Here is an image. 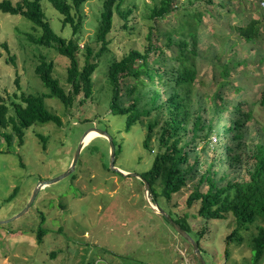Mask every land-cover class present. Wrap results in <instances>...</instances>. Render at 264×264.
Segmentation results:
<instances>
[{
    "label": "rangeland",
    "instance_id": "obj_1",
    "mask_svg": "<svg viewBox=\"0 0 264 264\" xmlns=\"http://www.w3.org/2000/svg\"><path fill=\"white\" fill-rule=\"evenodd\" d=\"M220 1H225L227 6H221ZM255 1L261 5L262 0ZM158 2L123 0L122 7H132L133 12L125 29L124 20L117 15L115 17L114 28L108 36L111 39L109 52L102 58L95 74V91L91 98L81 102L83 96L80 94L69 107L54 97L46 98L47 106L61 116V126L52 122L34 125L25 130L23 144L16 135L11 144L0 138V221H4L0 223V264H200L191 244L149 206L143 181L110 169L111 145L109 139L100 134L81 151L69 176L39 190L34 203L16 217L26 208L39 181L57 177L69 169L82 136L91 128L98 127L112 136L116 145V166L139 174L150 169L155 152L144 147L147 128L137 123L127 132L126 115L111 113V88L105 72L112 56L120 58L131 48L143 50L146 34L153 24V37L164 46L165 54L171 57L175 53V45L166 46L167 35L169 31L175 32V27L178 30L179 24L185 21L186 17L178 13H184V8L156 21L149 20L150 8ZM214 2L195 0L190 5L193 10L203 9L204 14H214L206 15L204 20L200 45L206 46L207 50L199 59L195 90L199 96H205L214 93L218 87L210 62L215 55L213 49L223 57L235 54V59L243 64L235 65L238 70L231 77L232 84L223 89L227 109L221 115L227 117L232 114L234 102L256 101L264 89V30L261 40L247 43L232 29V25L242 22L240 19L244 20L250 13L246 5L251 0ZM178 4L187 6L189 0H179ZM42 6L53 29L64 37H72L73 28L63 26L62 15L50 0H42ZM101 9L102 0H90L84 5L87 19L81 28L82 47L90 44L94 50L100 48L96 41L97 19L94 17L101 13ZM256 11H259L257 16L262 18L264 29V8ZM33 29V22L26 17L0 10V97L9 106L13 101H20L22 94L48 92L35 71L43 59L52 61L54 75L65 88L69 85L68 58L60 56L53 48L31 41L28 34ZM134 85L135 80L128 77L121 83L126 104L130 98L128 88ZM236 86L241 89L237 90ZM199 96L203 99V115L215 117V125L218 122L222 124L223 119L219 114L215 115L212 101ZM194 100L197 105V99ZM13 113L10 109V114ZM254 114L261 123L264 122L263 106L257 104ZM5 130L11 132V126ZM39 134L46 138L45 142ZM213 136L218 139L215 142L220 143L219 136L214 133ZM248 142L250 144L251 140ZM216 145L214 153H204L201 150L203 143L197 146V151H192L191 161L199 160V170L194 173L195 178L168 202L180 215L187 213L194 227L202 224L203 220L195 215L199 205L195 203L189 207L187 198L212 162L219 172L218 178L224 174L232 180L249 178L252 162L247 154L250 151L236 145L235 153L242 158L230 165L226 147ZM201 188L207 189L204 184ZM161 203L168 209L166 200ZM43 215L45 221L42 224ZM231 219L232 216L227 220L206 221L211 233L204 253L207 264H264V255L255 261L250 244H227L226 237L233 228ZM40 226L50 229L41 244L37 239ZM227 248L229 257L226 256Z\"/></svg>",
    "mask_w": 264,
    "mask_h": 264
},
{
    "label": "trees",
    "instance_id": "obj_2",
    "mask_svg": "<svg viewBox=\"0 0 264 264\" xmlns=\"http://www.w3.org/2000/svg\"><path fill=\"white\" fill-rule=\"evenodd\" d=\"M89 1L50 0L52 6L62 15L63 26L70 25L73 28V36L67 38L53 29L44 12L42 0H0L1 11L22 15L33 22L34 29L28 34L31 41L53 48L60 56L69 60L68 88L54 75V63L43 59L35 71L48 89L47 93L22 94L20 101H13L11 106L0 97V138H4L8 144L12 143L14 135L23 144L25 130L34 125L49 122L62 125L61 116L47 106L46 98L54 97L69 107L80 94L83 96L81 102L93 96L95 74L102 58L109 52L111 39L108 36L114 28L115 17L117 15L124 20L125 29L133 9L123 8V0H102L101 13L94 17V20L97 19L96 41L101 46L94 50L90 44L83 47L80 45L81 28L87 19L83 7ZM178 1L159 0L150 8L148 14L149 20L156 21L170 13H177L181 7L184 8V13H178L186 17L185 21L179 24L178 30L175 27L173 29L176 31H169L167 35V48L176 46L171 57L165 54L164 46L159 45L158 39H154L153 24L146 34L147 41L143 50L131 48L120 58L112 56L109 59L111 61L105 72L111 88L109 107L113 114L126 115L127 132L137 123L146 126L147 133L143 144L147 150L155 152V157L150 169L142 175L150 183L154 201L166 209L161 203L166 200V210L174 220L189 233H194L195 236L192 237L198 242L203 256L207 251V238L211 237L207 226L209 223L206 224V221L227 220L232 216L230 224L233 228L226 237L227 244H250L255 261H259L264 255V122L261 123L255 117L254 111L257 104L264 107V89L258 100L251 103L238 100L232 104V114L227 117L221 115L227 109L223 89L232 84L231 77L238 70L235 65L239 66L243 62L236 60L235 54L223 57L213 49L215 55L210 62L218 87L210 95L199 96L195 90L199 76V59L204 57L207 50L206 46L200 45V36L204 31L206 15L214 14H204L203 9L190 8L195 0H189L187 6L179 5ZM202 1L215 3L214 0ZM220 5L226 7L227 3L220 1ZM246 6L250 13L244 20L240 19L242 22L232 25V29L242 40L253 43L262 39L264 30L262 18L257 16L259 11L254 10L264 7L255 0H251ZM126 77L136 82V85L128 88V104L121 92V83ZM236 88L241 89L238 86ZM198 96L205 99L208 97L212 101L215 115L219 114L223 119L222 124L218 122L215 125V117L208 118L203 115V99ZM194 99H197V105ZM10 109H13V114H10ZM10 126L11 132L6 131ZM213 133L219 136L220 143H216V136V142H212ZM39 137L46 141L42 134ZM248 139L251 140L250 144ZM234 142H237L238 148L243 147L250 151L247 154L248 160L252 162L248 171L249 178L232 180L228 179V174L218 178L219 172L215 170V162H212L201 174L187 198L189 207L195 203L199 205L195 215L203 220L202 224L194 227L188 220L187 213L180 215L168 202L195 178L194 173L199 170V160L195 158L191 161L192 151H197L200 143H203L201 150L206 154L214 153L217 150L216 144H223L228 152L227 160L232 165V162H238L242 158L235 153ZM203 184L206 185V190H202ZM44 221L43 215L42 224ZM48 232L46 227L38 228L37 239L40 244ZM226 256H230L228 248Z\"/></svg>",
    "mask_w": 264,
    "mask_h": 264
},
{
    "label": "water",
    "instance_id": "obj_3",
    "mask_svg": "<svg viewBox=\"0 0 264 264\" xmlns=\"http://www.w3.org/2000/svg\"><path fill=\"white\" fill-rule=\"evenodd\" d=\"M92 130L97 131L101 136H104L107 139H109V142H110V145H111L110 169L112 171H115V172L123 175V176H131V177H136V178L141 179L143 181V183H144L145 196H146V199H147V201L149 203V206L154 211H156L157 213H159L163 217H165L167 219V221L174 227V229L186 241H188L191 244V246L193 248V252H194L197 260L199 261V263L200 264H207L206 260L204 259L203 254L201 252V249L199 247L198 242L192 237V235H190V233L188 231H186L177 221L174 220L172 215L166 209H164L157 201H154L153 193H152L149 181L142 174L135 173V172H129V171L123 170V169L119 168L118 166H116V164H115V160H116V145H115V143L113 141V138L107 131L102 130V129L98 128V127L91 128V129L87 130L84 133V135L82 136V138H81V140H80V142L78 144L75 156L73 157V160H72V163H71L69 169L65 173H63V174H61V175H59L57 177H54L52 179L41 180V181L38 182L37 187L33 191L32 197H31L30 201L28 202L26 208L23 211H21L16 217L22 215L34 203V201H35V199H36V197L38 195L39 190H41L43 187H46V186H48V185H50L52 183H55V182L61 180L62 178H65V177L69 176L74 171V169L76 167V164L78 162L79 156L81 154V151L86 146V144L84 142V139H85L86 135ZM3 222L4 221H0V223H3Z\"/></svg>",
    "mask_w": 264,
    "mask_h": 264
},
{
    "label": "bare ground",
    "instance_id": "obj_4",
    "mask_svg": "<svg viewBox=\"0 0 264 264\" xmlns=\"http://www.w3.org/2000/svg\"><path fill=\"white\" fill-rule=\"evenodd\" d=\"M96 135H99V133H98L97 131H95V130L90 131V132L86 135V137H85V139H84L85 144H86V145L89 144V143L91 142V140H92Z\"/></svg>",
    "mask_w": 264,
    "mask_h": 264
},
{
    "label": "built area",
    "instance_id": "obj_5",
    "mask_svg": "<svg viewBox=\"0 0 264 264\" xmlns=\"http://www.w3.org/2000/svg\"><path fill=\"white\" fill-rule=\"evenodd\" d=\"M261 5L264 7V0L261 1ZM217 139L215 136L212 137V142H215Z\"/></svg>",
    "mask_w": 264,
    "mask_h": 264
},
{
    "label": "flooded vegetation",
    "instance_id": "obj_6",
    "mask_svg": "<svg viewBox=\"0 0 264 264\" xmlns=\"http://www.w3.org/2000/svg\"><path fill=\"white\" fill-rule=\"evenodd\" d=\"M49 229V228H48ZM50 230V229H49Z\"/></svg>",
    "mask_w": 264,
    "mask_h": 264
},
{
    "label": "crops",
    "instance_id": "obj_7",
    "mask_svg": "<svg viewBox=\"0 0 264 264\" xmlns=\"http://www.w3.org/2000/svg\"><path fill=\"white\" fill-rule=\"evenodd\" d=\"M124 170V169H123Z\"/></svg>",
    "mask_w": 264,
    "mask_h": 264
}]
</instances>
